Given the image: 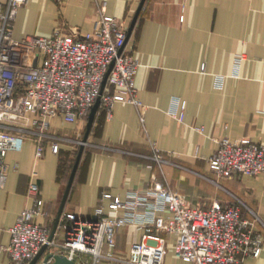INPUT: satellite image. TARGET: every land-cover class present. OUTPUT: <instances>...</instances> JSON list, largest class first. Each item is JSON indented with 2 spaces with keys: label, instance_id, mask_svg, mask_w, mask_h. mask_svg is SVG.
I'll return each instance as SVG.
<instances>
[{
  "label": "crops",
  "instance_id": "crops-1",
  "mask_svg": "<svg viewBox=\"0 0 264 264\" xmlns=\"http://www.w3.org/2000/svg\"><path fill=\"white\" fill-rule=\"evenodd\" d=\"M102 1L106 13L128 29L140 0H27L16 11L13 35H49L59 26L91 31ZM33 12L38 22L31 27ZM42 19L44 29L38 27ZM124 49L139 62L135 84L145 105L144 122L129 102H114L109 116L98 109L63 211L89 218L103 205L112 215L107 201L100 200L103 193L123 199L153 179L191 204L237 200L242 216L255 219L263 237L261 253L238 264H264V174L218 178L208 162L222 137L264 142V0H145ZM241 52L245 59L237 61ZM175 99L185 102L181 123L169 113ZM85 124L51 118L43 133H27L19 147L6 151L0 244L9 242L8 229L32 204L26 195L31 179L47 211L37 221L52 228ZM153 143L164 157L162 164L152 157ZM39 145L43 152L36 157ZM140 238L133 226L120 227L113 250L127 254ZM168 244L167 252L176 258L171 239ZM0 264H13L4 251Z\"/></svg>",
  "mask_w": 264,
  "mask_h": 264
},
{
  "label": "built area",
  "instance_id": "built-area-1",
  "mask_svg": "<svg viewBox=\"0 0 264 264\" xmlns=\"http://www.w3.org/2000/svg\"><path fill=\"white\" fill-rule=\"evenodd\" d=\"M26 2L0 0V184L8 170L7 150L19 147L27 133H43L51 118L58 116L67 123L86 120L97 97L98 109L108 116L114 102H129L144 122L145 105L135 84L139 62L125 51L127 29L122 20L106 13L105 2L97 3L98 19L91 31L59 26L49 35L16 38V11ZM244 59L245 53H238L237 61ZM184 105L175 99L169 109L180 123ZM217 142L208 158L216 177L264 174V142L228 137ZM52 146L56 151L57 145ZM152 150L160 163L163 155L154 143ZM42 152L43 147L37 146L35 156ZM26 195L32 204L8 229L9 242L0 244V252H6L13 264H28L43 245L75 264H165L169 239L174 256L191 264H238L262 251V234L255 219L242 216L239 201L191 204L156 179L129 190L123 199L103 193L100 200L107 201L112 215L103 211V205L89 218L63 211L52 239L51 228L37 221L47 211L36 181L28 182ZM126 225L140 231L141 238L131 243L127 254H117L115 233Z\"/></svg>",
  "mask_w": 264,
  "mask_h": 264
},
{
  "label": "water",
  "instance_id": "water-1",
  "mask_svg": "<svg viewBox=\"0 0 264 264\" xmlns=\"http://www.w3.org/2000/svg\"><path fill=\"white\" fill-rule=\"evenodd\" d=\"M144 1L145 0H140V2L138 4V7H137V9H136V11L134 13L133 18H132V21H131L128 29H127L126 40L129 37V34H130V32H131V30H132V28L134 26V23H135V21L137 19V16L139 14L140 9L142 8V5H143ZM33 63H35V61ZM107 74L105 75V77L103 79L102 87H103V85H104V83L106 81ZM99 103H100V97H97L95 102L91 106V108L89 110V113L87 115L86 124H85V131H84L83 137H82V139H81V141L79 143V148H78L76 157L74 159V163L72 165V168H71V171H70V174H69L65 189H64L62 197H61V201H60V204H59V207H58V210H57V213H56V216H55L52 228H51V233H50L49 239H52L54 231H55L57 223H58V220H59V217H60V215H61V213L63 211L64 204H65L66 199L68 197V193H69V190L71 188V185H72V182H73V178H74L78 163L80 161L84 146H85V144L87 142V138H88L89 132L91 130V127L93 125L95 115H96V113L98 111ZM46 248H47V245H43L41 247V249L38 251V253L31 259V261L28 264H38V261L42 257V255H43L44 251L46 250ZM41 264H75V262H74V260L68 258L64 254L56 253V252H47L43 256Z\"/></svg>",
  "mask_w": 264,
  "mask_h": 264
},
{
  "label": "rangeland",
  "instance_id": "rangeland-1",
  "mask_svg": "<svg viewBox=\"0 0 264 264\" xmlns=\"http://www.w3.org/2000/svg\"><path fill=\"white\" fill-rule=\"evenodd\" d=\"M38 14H37V12H33L32 14H31V18H30V25H31V27H34V25L38 22L37 21V19H38ZM42 25L41 26H38V27H42L43 29L45 28V27H47V23H44V22H46V21H44V19H42ZM33 29V28H32ZM86 121L84 120V123H85ZM5 132H9L8 130H4ZM164 162V157H163V159L161 160V162L160 163H157L156 161H155V163H157L158 165L159 164H162ZM168 245H170V244H168ZM170 257H172L171 256V254L170 253H166V257H165V264H191L190 262H184V260H181V259H179V258H173L172 257V260H170ZM102 264H119V263H116V262H114V261H104Z\"/></svg>",
  "mask_w": 264,
  "mask_h": 264
}]
</instances>
